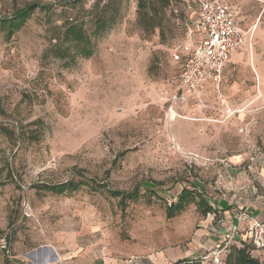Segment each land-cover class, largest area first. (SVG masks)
Returning <instances> with one entry per match:
<instances>
[{
    "label": "rangeland",
    "instance_id": "obj_1",
    "mask_svg": "<svg viewBox=\"0 0 264 264\" xmlns=\"http://www.w3.org/2000/svg\"><path fill=\"white\" fill-rule=\"evenodd\" d=\"M97 1L113 19L99 36L85 25L91 55L58 57L63 24ZM227 1L245 44L200 100L170 111L160 98L178 68L170 48L197 0H0V19L38 4L11 35L0 26V264H33L44 247L60 256L47 264L180 252L206 217L199 198L242 204L241 222L264 208V0ZM68 178L93 187H41ZM134 186L125 206L109 191ZM183 190L191 197L169 216ZM260 225L240 229L253 247Z\"/></svg>",
    "mask_w": 264,
    "mask_h": 264
},
{
    "label": "built area",
    "instance_id": "obj_2",
    "mask_svg": "<svg viewBox=\"0 0 264 264\" xmlns=\"http://www.w3.org/2000/svg\"><path fill=\"white\" fill-rule=\"evenodd\" d=\"M237 15V8L227 0H197L193 19L184 25L183 39L170 48V58L179 67L160 91L168 110L178 102L200 100L206 84L220 81L232 52L246 42ZM183 153L199 157L193 152ZM255 226L261 229L260 223ZM252 239L264 254L263 236Z\"/></svg>",
    "mask_w": 264,
    "mask_h": 264
},
{
    "label": "crops",
    "instance_id": "obj_3",
    "mask_svg": "<svg viewBox=\"0 0 264 264\" xmlns=\"http://www.w3.org/2000/svg\"><path fill=\"white\" fill-rule=\"evenodd\" d=\"M209 88L210 86L207 85L205 89ZM178 103L180 104L181 102ZM193 153L200 156L198 152L193 151ZM207 199L209 202V204L207 203L209 210L205 213L206 217L202 221L201 231L194 238V248H184L180 252L165 250L157 255H148L146 257L130 256L126 259L113 255H103L93 258L92 254L86 255L80 253L77 255L75 261H68L67 264H83V261L88 256L91 259L89 260L91 264H173L175 261L184 258L198 259L200 264H234L231 260L227 262V256L231 249L229 247L230 245L236 247L248 245L250 254L257 257L264 264L262 250L248 244L245 240V235L240 231V229H243L242 225L244 222H247L250 226H253L256 222L264 225V208L261 205L258 207L252 206L249 211L251 216H248L244 222H241L238 209L242 207V204L237 202L233 204L231 201L223 200L210 201L209 198ZM53 253L56 254V258L51 260ZM45 257L46 260L44 261ZM59 257L52 248L49 250L47 247H44L39 252L35 251L34 260L30 259L33 261V264H36L37 261H41L42 264H47L50 262L55 263ZM56 264L59 263L57 262Z\"/></svg>",
    "mask_w": 264,
    "mask_h": 264
},
{
    "label": "trees",
    "instance_id": "obj_4",
    "mask_svg": "<svg viewBox=\"0 0 264 264\" xmlns=\"http://www.w3.org/2000/svg\"><path fill=\"white\" fill-rule=\"evenodd\" d=\"M97 1L94 6L85 11V18L78 20L76 22L67 21L63 24L62 36H58V42L63 41L67 44L64 49L59 46V43L55 45L56 55L58 57L64 58L68 56V48L72 51V56L82 55L90 56L93 49V42L90 36V32L87 31L85 25L90 23L92 25V33L94 36H99L103 31L109 26V22L112 21V16H107V5L108 2H104L103 5L99 4ZM38 6L36 3H29L21 8L14 11L13 15L9 18L0 19V26H4L7 29L8 35H11L26 21L29 15ZM141 6V5H140ZM184 35V31H183ZM80 177L82 175L78 174ZM81 185H90L89 179L83 178H68L64 181L59 182H48L44 183L41 187L54 191L57 193H62L64 191H74L80 188ZM93 187V186H92ZM109 189V188H108ZM110 194L118 197V203L125 206L128 200H134L139 196V186H134L129 190L120 189H109ZM184 192L180 194L176 202H172L167 207V214L169 216L174 215L176 211L182 209L185 201L188 197H191V193L188 190H183ZM199 204L204 206V212L209 210V206L205 199L199 198ZM233 260L234 264H263L257 257H254L249 252L248 245L242 247L232 246L230 252L227 256V262ZM173 264H200L198 259L184 258L175 261Z\"/></svg>",
    "mask_w": 264,
    "mask_h": 264
},
{
    "label": "water",
    "instance_id": "obj_5",
    "mask_svg": "<svg viewBox=\"0 0 264 264\" xmlns=\"http://www.w3.org/2000/svg\"><path fill=\"white\" fill-rule=\"evenodd\" d=\"M40 249H37V252H39ZM29 258H31L32 260H34V256H35V251H32L30 252L28 255H27ZM56 258V254L53 253V256L51 258V260H54ZM46 260V257L44 258V261ZM36 264H42L41 261H37Z\"/></svg>",
    "mask_w": 264,
    "mask_h": 264
},
{
    "label": "bare ground",
    "instance_id": "obj_6",
    "mask_svg": "<svg viewBox=\"0 0 264 264\" xmlns=\"http://www.w3.org/2000/svg\"><path fill=\"white\" fill-rule=\"evenodd\" d=\"M172 114H174V116L176 115L175 113H172Z\"/></svg>",
    "mask_w": 264,
    "mask_h": 264
}]
</instances>
